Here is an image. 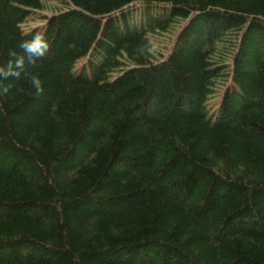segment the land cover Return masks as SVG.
I'll return each mask as SVG.
<instances>
[{"label":"trees","instance_id":"trees-1","mask_svg":"<svg viewBox=\"0 0 264 264\" xmlns=\"http://www.w3.org/2000/svg\"><path fill=\"white\" fill-rule=\"evenodd\" d=\"M59 2L0 0V64L50 43L0 81V264H264V0Z\"/></svg>","mask_w":264,"mask_h":264},{"label":"clouds","instance_id":"clouds-1","mask_svg":"<svg viewBox=\"0 0 264 264\" xmlns=\"http://www.w3.org/2000/svg\"><path fill=\"white\" fill-rule=\"evenodd\" d=\"M18 47L22 54L10 53L14 59H9L7 63L0 64V81L9 78L18 80L21 77H28L27 68L35 67L49 51L50 43L47 36L42 32L34 33L30 39H23ZM32 88L37 94L43 91L42 82L36 75L30 77ZM8 87L0 88V93H7Z\"/></svg>","mask_w":264,"mask_h":264},{"label":"rangeland","instance_id":"rangeland-1","mask_svg":"<svg viewBox=\"0 0 264 264\" xmlns=\"http://www.w3.org/2000/svg\"><path fill=\"white\" fill-rule=\"evenodd\" d=\"M59 5H60L59 0H45V8L46 9L44 11H41L39 13V16H42L44 14L50 15L51 13H54L56 11L54 9L59 8ZM40 19H42V17H40ZM32 25H34V23L27 25V27H31ZM179 29H180V27L178 29H176V30H171L169 32V34L166 35V36H158L155 39V41L153 42L155 50H157V51H159V52H161L163 54H167V52L172 47V44H173L174 40L176 39V36H177V34L179 32ZM157 51H156V54H157ZM78 66L80 67L81 63H79ZM221 94L222 93L220 91L219 92V96Z\"/></svg>","mask_w":264,"mask_h":264}]
</instances>
